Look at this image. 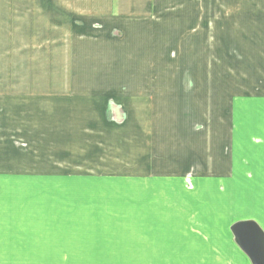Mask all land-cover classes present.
<instances>
[{"label": "crops", "instance_id": "0c3cea01", "mask_svg": "<svg viewBox=\"0 0 264 264\" xmlns=\"http://www.w3.org/2000/svg\"><path fill=\"white\" fill-rule=\"evenodd\" d=\"M73 1L78 3L81 0ZM98 1L87 0L90 14L99 13ZM104 2L107 3V7L99 17H116L118 14L120 16L118 19H144L146 16L143 14L145 12L137 11L140 8L137 7V4L140 3L138 0H104ZM160 2L168 3L169 7L166 8V6L159 12L158 18L166 19V21L207 20L205 29L210 35L207 49H211L213 59L211 62L214 64L216 56L215 37H220V48L223 53H220L221 56L217 58L218 60L216 59V62L219 64L218 61L221 60L220 65L226 72L231 73L234 78H238V83H234L238 89L237 97L230 98L228 107L225 109H219V107L227 105L225 99L224 103H218L220 97L225 95L216 99L199 97L200 107H189L186 99L180 97L182 95L180 88L179 95L175 96L173 92V97H167L166 89L168 88L162 87L164 93L162 96L165 101L161 100L162 106L161 102L157 103L159 108L154 103L155 107L152 111V116L156 115L158 122L162 125L151 122V125L146 129L150 152L146 171L142 173L136 167L137 165H134L135 162L130 161L125 162L126 171H116L107 176L105 173L95 172L91 169L82 172L84 169L82 165L74 168L75 170L80 169L79 172H50L49 155H39L33 161L39 160L40 157L46 158L48 169L45 170H39L37 166H29L26 164L29 162L25 161L24 166L20 161L22 157L26 159L25 155L19 157V153L15 157L0 156V264H50L53 259L60 260L57 264H84L80 260H75L78 258H75L74 255L78 253L79 255L76 256L82 257L81 259L93 260L94 264H103L106 263L105 261L118 259V256L112 255V253L118 252L120 237L127 238L136 235V233L140 234V231H136V229L148 228L154 231L155 228L163 226V222L169 227L201 226L205 229L204 235H208L210 240L214 241L215 238H212V234L215 233L228 243L229 255L234 259L232 264H251L249 257L237 245L231 227L238 222L251 221L264 233V218L260 216L263 204L258 205V202L254 201V206L250 205L243 198V192H241L244 188H254L255 176L249 173V170H252L250 165L255 164L256 169L254 168L253 173L259 174L256 176L264 177V0H144L142 5H146L149 9L148 19L154 17L155 4ZM70 3L71 0H0V19L14 21V23L20 20L50 19L52 27L55 19L74 17V15L70 16ZM76 11V9L73 10V12ZM87 17H91V15H87ZM13 27H16V24ZM195 28H190L193 32L190 31L191 35L198 36L200 28ZM182 29L184 28L180 24L175 30L178 34L169 31L165 33H168L169 36L172 34L184 36L185 32L183 33ZM231 29L232 33L238 30V33L251 36V38H247V46L243 50L246 60L241 63L239 70L236 69L237 65L231 68L228 62L229 50L226 36H229ZM53 30L51 29V34ZM149 32V29L142 31L138 38V45L134 43L138 47L126 50L127 58L125 60H117V63L123 68H117V76L111 78L112 85L103 88L105 90L97 89V85L100 84L99 77L84 76L85 86L80 88L84 96L81 93V95L71 97L72 100L80 104L75 109L85 108V112L82 113L84 118L89 114L86 109L89 110L90 103L96 102L94 101L96 96H91V94L102 95V100L103 96L106 98L111 96L119 100L117 104L122 103V106L125 107L128 119L133 117L136 123L135 131L143 132L145 130V128L141 129V126H137L141 122L140 117H137L138 108L140 100L150 98L145 82H151L153 77L150 76L149 80H146L135 74H145L149 63L155 58L154 55H149L156 44L148 37ZM78 35L86 36L87 33L80 30ZM97 39L99 38L97 37L95 40ZM193 39L191 50L195 49L197 42L196 38ZM104 43V47L108 49L110 41L104 40L102 44ZM162 46L160 44V47ZM52 48H50L51 55ZM114 48L113 46L112 49ZM182 48L187 51L186 47L182 46ZM122 51L124 50L119 52ZM133 51L137 52L135 60L136 54ZM131 53L132 59L129 60ZM119 57L122 58L121 55ZM182 57L183 54L178 52V64ZM108 60L111 61L109 57L105 61ZM155 60L159 61L157 57ZM164 64L166 62L162 60L157 66L163 67ZM169 66L170 64H167V69ZM194 78L207 81L203 77ZM71 79L72 77H69L66 81H59L57 75H50V77H46L45 89L50 95L55 92H65V95L69 96L67 93L72 90ZM14 80L16 78L13 76L6 79V85L11 89L15 87L16 81ZM35 80L36 78L30 77L27 82L30 85V93L37 88L34 87V82L38 83ZM41 81L43 85L44 79L41 78ZM159 81L172 82L171 85L178 86L172 77L166 79V77L157 76L156 82ZM180 83L182 82L180 81ZM93 84L95 86H91ZM232 101H236L234 107L232 105L230 107ZM95 104H99V102ZM102 110H97L94 115L98 116L99 114L102 123L107 124L103 125V128L111 133L120 132L121 126L110 122L112 120L107 118ZM158 111L159 113H156ZM50 114L55 116L64 113L62 110L50 111ZM128 119H126L127 123L131 121ZM199 123L202 124V128ZM199 127L202 132H195V129L197 130ZM84 130L91 133L101 131L92 125H86ZM156 131L162 133L161 137L155 136ZM206 134H208V138H205ZM202 135L204 136L202 137ZM11 137L16 139L17 135L12 134ZM186 158H191L196 163H198L196 158H201V161L209 164L210 170L200 175L183 171L186 166L183 168L179 159L185 160ZM27 160L29 161L30 158ZM66 163L72 164L71 161ZM167 163H174L170 165L171 170H161L155 165ZM178 169L183 170L179 171ZM56 180L63 181L69 186L65 187L66 184L57 186V189L61 187L67 189V193L56 189L54 185ZM187 181H191V188ZM81 184L84 187H81ZM96 185L100 186L103 197L98 200L99 202H93L85 209L88 212L85 217L88 218L71 221L69 218L62 219L58 216L63 211L64 213L67 211L82 212L83 207L78 205L82 200L80 197L86 193L89 196L92 195L93 193L87 187L91 188ZM51 187L58 193L69 196L66 200H69L70 204L62 207L53 205L50 209ZM201 188L205 189L202 194L204 197L206 196L205 198L209 195L214 198L215 202L222 201L216 203L220 206L218 207L219 212H216L218 210L211 206L209 207L208 204H197ZM190 190L195 191L194 195L188 194L191 192ZM226 190H229L232 195H238L239 200L233 197L232 201L229 200V197L226 196L229 193H225ZM62 199L64 200V198ZM254 199L256 200V198ZM262 200L264 201V199ZM196 206L201 208H195ZM202 206L205 208L203 209ZM50 211L59 214H52L50 217ZM188 211H190L189 214ZM216 213L219 216H224L226 213L227 218L219 222L217 220L219 216ZM53 216L56 219H53ZM64 216L66 215L64 214ZM70 224H72L71 228L79 227V225L86 227L87 235L91 238L85 235L86 240L74 243L71 249L57 250L54 246H50V240L56 237L58 229H61L62 237L66 238L67 242H71L67 240L69 237L66 234V231L70 229ZM210 232H212L211 235ZM184 233L186 237L191 234L182 232V235ZM196 234H201V232H196ZM190 241L194 240H182L181 242L188 243ZM87 242L96 244L90 245ZM89 250L95 253V257L86 256L85 251ZM186 251L187 260L193 258V252ZM99 252L102 255H98ZM207 253L206 259L224 260L219 256V253L215 256L212 250ZM222 264H225V261Z\"/></svg>", "mask_w": 264, "mask_h": 264}, {"label": "rangeland", "instance_id": "374dc122", "mask_svg": "<svg viewBox=\"0 0 264 264\" xmlns=\"http://www.w3.org/2000/svg\"><path fill=\"white\" fill-rule=\"evenodd\" d=\"M138 1L140 3L137 4V7L140 8L137 11L145 12L143 13L146 15L144 19H118L120 17L118 14H116V17H99L101 16L100 13H103L107 7V3L104 0L98 1L99 13L96 12L95 14L89 13L87 0H81L78 3L71 0L70 16L74 15V17L55 19L53 20L54 26L52 27L50 26V22L52 23L50 19L20 20L15 23L14 21L9 22L5 19H0V156L15 157L19 153V157L25 155L26 159L22 157L20 161L24 166L25 162H29L26 164L34 167L37 166L39 170H45L48 169L46 167L48 161L46 158L40 157L39 160L33 161L39 155H49L50 172H79L81 171L80 169L75 170L74 168L82 165V168H84L82 172L91 169L95 172L105 173L107 176L116 171H126L125 162L130 161L132 163L135 162L134 165H137L136 167L142 173L146 171L148 154L150 152L146 129L151 125V122L160 124L156 115L152 116V111L155 106L159 108L157 103L161 102L162 106L161 100H164L162 87L168 88L166 89L167 97H173V92L175 96L176 94L179 95L180 88L182 93L180 97L186 99L189 107H200V103L198 102L199 97L216 99L221 95H225L222 98L220 97L218 101V103H224V99L226 100L227 105L219 107V109H225V107H228L229 99L237 97L238 89L234 83H238V78H234L233 75L231 76V73L226 72L224 67L220 65L221 60L218 61L219 64L216 62V59L221 56L220 53H223L222 48H220V37H215L216 44L214 49H216V56L214 64L211 62L213 60L210 52L211 49H207L210 35L205 29L207 20L186 19L181 21H166V19L158 18L159 12L166 6V8L169 7L168 3L163 2L155 4L156 11L153 15L154 17L148 19L149 9L146 5H142V1L144 2V0ZM75 9L79 13L73 12ZM87 15H91V17H87ZM178 22L180 23L178 24ZM15 24L16 27H13ZM177 24H181L182 28L185 29H182L183 33L185 32L184 36H176L174 34L169 36L168 33H165L169 31L170 33L178 34L175 31L176 27H178ZM192 27L200 28L198 36L191 35ZM51 29H54L52 34ZM148 29L150 31L148 37L156 43L154 44L152 53L150 52L149 55H154L159 61L153 58L145 74H135L146 80H149L150 76L153 77L151 78V82H145L147 86L144 85L146 90H149L150 98L140 100L138 108L139 113L137 117H140L141 122L137 126H141L140 128H145V130L143 132L135 131L136 123L133 117H129L128 119L125 107L122 106V103L117 104L119 100L111 96L108 98L103 96L102 100V95L91 94V96H96L94 101L99 102V104H95L96 102L90 103L89 110L86 109V112H89V116L86 115L84 118L82 113L85 112V108L75 109L80 104L71 99L72 96H78L83 93L80 88L85 86L84 82L86 81L84 80V76L99 77L98 81L100 84L97 85V89L102 88V90H105L103 88L112 85L111 78L117 76V68L121 67L117 63V60H125L127 58L126 50L137 48L138 46H135L134 43L138 45V38L142 31ZM80 30L85 31L87 35L79 36L78 31ZM238 34H241V32L238 33L237 30L232 33L231 29L226 39L228 50L230 51H228L229 66L232 68L237 65L236 69L239 70L241 63L246 60L243 50L247 46V38H251V36ZM92 37H98L99 39L95 40L96 38L93 39ZM193 38H196L197 42L195 49L191 50ZM104 40H108L111 43L108 45V49L104 47L105 43L102 44ZM160 44L163 46L160 47ZM113 46L115 47L114 49H112ZM182 46L186 47L187 51ZM51 47H53L52 55L50 54ZM121 50L124 51L120 53L119 51ZM133 52L136 54L135 60L137 52ZM178 52L183 54L179 64L177 63ZM108 57L112 61H110L111 63L109 60L105 61ZM131 59L132 53L129 60ZM162 60H165L166 64L163 67H158L157 64ZM110 64L113 65L111 66ZM167 64H170L168 69ZM200 65L201 67H199ZM101 71L103 72L101 73ZM50 75H57V80L59 81H66V79L72 77V84L70 85L72 90L67 93L69 96H66L65 92H55L50 95L46 91V77H50ZM9 76L16 78L14 81L17 84L15 83V87L12 89L6 85V79ZM157 76L166 77V79L172 77L178 86L171 85L172 82H156ZM30 77L36 78L35 81H38V83L34 82V87L37 88L32 93L29 92L30 85L27 83ZM194 77H197V79L198 77H203L207 81L196 80ZM41 78L44 79L43 85ZM70 101L71 103H69ZM235 102H230V107L231 105L234 107ZM99 109H103L102 111L105 116L112 120L110 122L121 126L120 132L111 133L103 128V125L106 126L107 124L102 123L99 114L98 116L94 115ZM62 110L64 113L62 115L56 114L57 116H54L50 114V111L57 112ZM156 113H159V111ZM126 119L131 121L127 123ZM86 125L95 126L101 129V131L95 133L86 132L84 130ZM199 126L202 128L201 123H199ZM201 128L195 129V132L199 131L201 133ZM12 134H16L17 138L13 139L11 137ZM161 135L162 133L156 131V137H161ZM199 136L201 137V134ZM205 138H208V134L205 135ZM29 158L30 160L28 161L27 159ZM186 159H179L180 165H183V168L186 166L184 170L178 169L179 171L183 170L193 175H200L210 170L209 164L201 161V158H196L198 159V163L194 162L191 158ZM66 160L71 161L72 164L66 163ZM174 163L155 165L160 167L161 170H171L170 165ZM250 167L252 170H249V173L255 176L254 186L252 185L254 188H244L241 192H243V198L250 205L254 206L256 201L258 205L263 204V207L260 209V216L264 218V201L262 200L264 199V177L260 178L256 176L259 174L253 173L254 168L256 169L255 164L250 165ZM22 169L24 168L22 167ZM59 184L66 183L56 180L54 182L56 189ZM187 184L191 188V181H187ZM64 186L69 187L67 184ZM81 187H84V185L81 184ZM99 187V185L92 186L91 188L87 187L93 194L89 196L86 193V195L80 197L82 200L78 205L79 207H83L82 212L67 211V213H64L63 211L66 215L64 216L63 213L59 214L58 212L50 211V217L52 214H59L60 218H69L71 221L84 218L88 215L85 209L93 202H99L98 200L103 197ZM51 189L50 209L53 205H60L62 207L63 205L70 204V201L66 200L69 196L62 195V193H58L55 189ZM57 190L63 193L68 192L67 189H62V187ZM204 191V188L199 189L200 194H198L199 200L197 204H208L209 207L211 206L215 210H218L220 206L216 203L222 201L217 200L215 202L214 198L209 195L205 198L206 196L202 195ZM194 193L195 191H191L188 194L191 196ZM225 193H229L226 195L229 197V200L231 199L232 201V197L239 200L238 195H232L229 190H226ZM141 195H143V192H141ZM205 206H202L203 209ZM195 208L201 207L196 206ZM216 212H219V210ZM187 213L189 214L190 211ZM216 215L219 216L217 213ZM52 218L56 219L54 216ZM225 218H227L226 213L224 216L220 215L217 220L221 222ZM71 227L72 224L69 226L70 229L66 231L69 237L67 240L71 242H67L66 238L62 237L63 233L61 229H58L56 237L50 240V246H54L57 250L71 249L74 243L86 240L84 238L87 235L86 227L82 225L75 228L74 226L73 228ZM138 230L140 234L136 233V235L127 238L120 237L118 252L112 253V255L118 256V259L105 261L106 263L103 264H222L223 261H225V264H232V260H234L229 255L228 243L219 238L215 233L212 234V238H215L214 241L210 240L208 235H204L205 229L201 226L190 228L180 226L169 227L163 222V226L155 228L154 231L148 228L136 229V231ZM182 232L191 234L186 237V234L182 235ZM196 232H201V234H196ZM211 233L209 234L211 235ZM87 237L91 238L88 235ZM182 240L194 241L182 243ZM87 243L90 245L96 244L95 242ZM211 250L215 256L220 254L219 256L224 258V260L206 259V256H208L207 252ZM185 251L188 253L193 252V258L187 260ZM85 253L87 257H95V253L91 250L85 251ZM97 254L102 255L100 252ZM76 255H79V253ZM76 255L74 257L78 259L75 260H80L84 264H94L93 260L81 259L82 257ZM50 262V264H57L60 260L53 259Z\"/></svg>", "mask_w": 264, "mask_h": 264}, {"label": "water", "instance_id": "95a60500", "mask_svg": "<svg viewBox=\"0 0 264 264\" xmlns=\"http://www.w3.org/2000/svg\"><path fill=\"white\" fill-rule=\"evenodd\" d=\"M231 232L237 245L249 257L251 264H264V233L251 221L235 223Z\"/></svg>", "mask_w": 264, "mask_h": 264}]
</instances>
